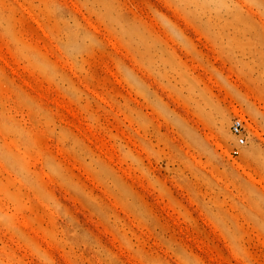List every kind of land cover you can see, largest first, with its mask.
Segmentation results:
<instances>
[{
    "label": "rangeland",
    "instance_id": "1",
    "mask_svg": "<svg viewBox=\"0 0 264 264\" xmlns=\"http://www.w3.org/2000/svg\"><path fill=\"white\" fill-rule=\"evenodd\" d=\"M0 264H264V0H0Z\"/></svg>",
    "mask_w": 264,
    "mask_h": 264
},
{
    "label": "built area",
    "instance_id": "2",
    "mask_svg": "<svg viewBox=\"0 0 264 264\" xmlns=\"http://www.w3.org/2000/svg\"><path fill=\"white\" fill-rule=\"evenodd\" d=\"M229 131L235 137L236 145L232 152L237 154V147L246 142L247 129L244 120L239 116H234L230 120Z\"/></svg>",
    "mask_w": 264,
    "mask_h": 264
}]
</instances>
